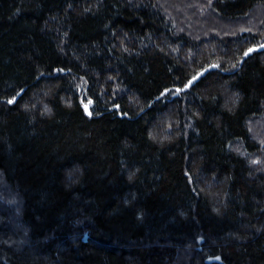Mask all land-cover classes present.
<instances>
[{"label":"trees","instance_id":"trees-1","mask_svg":"<svg viewBox=\"0 0 264 264\" xmlns=\"http://www.w3.org/2000/svg\"><path fill=\"white\" fill-rule=\"evenodd\" d=\"M262 45L264 0H0V264H264Z\"/></svg>","mask_w":264,"mask_h":264},{"label":"water","instance_id":"water-1","mask_svg":"<svg viewBox=\"0 0 264 264\" xmlns=\"http://www.w3.org/2000/svg\"><path fill=\"white\" fill-rule=\"evenodd\" d=\"M264 49V45L260 46V47H254L252 49H250L247 53H246V57L249 56V54L253 51H260ZM217 66H210V67H207L206 69L202 70L199 74H197V76H195L189 83V85L183 89V91L189 89L193 84H195L201 77H203L205 74H207L209 71L213 70V69H216Z\"/></svg>","mask_w":264,"mask_h":264},{"label":"rangeland","instance_id":"rangeland-1","mask_svg":"<svg viewBox=\"0 0 264 264\" xmlns=\"http://www.w3.org/2000/svg\"><path fill=\"white\" fill-rule=\"evenodd\" d=\"M259 10V9H258ZM257 9L253 12V16L255 17V16H258L259 14V11H258ZM253 16H252V22H253Z\"/></svg>","mask_w":264,"mask_h":264}]
</instances>
